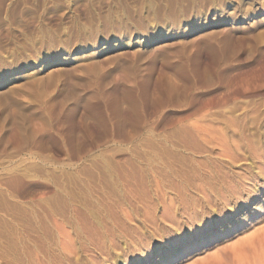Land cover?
<instances>
[{
  "label": "rangeland",
  "instance_id": "obj_1",
  "mask_svg": "<svg viewBox=\"0 0 264 264\" xmlns=\"http://www.w3.org/2000/svg\"><path fill=\"white\" fill-rule=\"evenodd\" d=\"M260 101L264 0H0V216L18 212L7 203L61 200L70 180L94 200L178 198L176 151H190L178 127L216 136L221 158L253 133L227 128L225 110ZM207 217L195 205L176 214V234ZM220 228L164 264L264 259V207Z\"/></svg>",
  "mask_w": 264,
  "mask_h": 264
},
{
  "label": "bare ground",
  "instance_id": "obj_2",
  "mask_svg": "<svg viewBox=\"0 0 264 264\" xmlns=\"http://www.w3.org/2000/svg\"><path fill=\"white\" fill-rule=\"evenodd\" d=\"M261 104L264 106V101H260L255 110L244 106L240 113H237L240 105L225 110L223 115L230 119L227 120V128L237 124L241 133L246 134L251 128L255 132H251L253 137H250L251 133L247 134L236 151L227 147L231 153L225 149L222 156L228 157L227 160L214 153L215 144L219 143L216 136L203 137L196 125L186 126L191 128H187L189 131L185 126L178 127L181 138H177L176 145L183 144L190 150L176 151V160L180 162L176 172L178 198L168 197L166 200L157 195L148 197L141 206L133 198L94 200L86 185L72 186L70 178L65 183V196L61 200L28 205L7 203L9 209L14 208L18 212L11 218L0 216V264H164L176 258L182 251L181 247L186 250L194 244L193 238L206 234L213 238L216 236L215 227H221L220 232L226 231L227 227H236L241 217L248 218L264 207V120L259 118L264 111ZM250 111L258 116L256 118L253 114L254 122L257 119L255 126L251 124ZM190 130H193L192 135H188ZM256 136L259 138L256 139L257 144L251 139ZM197 170L195 179L185 174ZM260 195L263 199L256 201ZM157 200L164 208L155 215L150 212L157 207ZM194 205L195 209L208 214L207 220L199 228L186 230L180 227L176 234V214H185L186 209ZM250 205L245 213L244 209ZM123 209L128 211L123 212ZM139 209L144 213L140 214ZM27 224L31 228L26 229ZM260 262L256 261L257 264Z\"/></svg>",
  "mask_w": 264,
  "mask_h": 264
}]
</instances>
